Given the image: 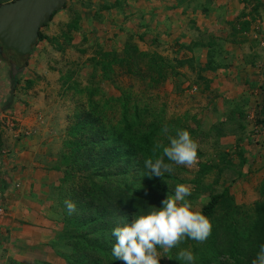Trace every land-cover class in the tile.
<instances>
[{
    "label": "rangeland",
    "instance_id": "1",
    "mask_svg": "<svg viewBox=\"0 0 264 264\" xmlns=\"http://www.w3.org/2000/svg\"><path fill=\"white\" fill-rule=\"evenodd\" d=\"M157 1L163 0L105 3L99 8L101 13H95L100 23L104 21V30L98 35L94 32L91 45L87 38L72 45V33L82 30L80 7L90 6L86 0H68L71 19L56 39L68 50L69 54H61L67 65L51 55L49 44L41 43L33 57H26V72L15 74L14 80L9 65L1 66L0 127L15 132L22 126L19 116L31 118L33 130L46 132L42 135L44 150L36 152V159L43 168H57L62 175L67 165L62 154L68 128L80 112L91 110L90 101L98 105L93 110L109 124H118L125 109L128 120L137 121L142 132L154 126L158 146L166 145L177 129L187 130L198 145L197 158L191 165H178L164 157L171 170L163 172L170 177L164 179L162 200L166 194L174 195L176 185L184 184L191 190L185 200L193 210H200L212 195L227 190L209 220L222 247L228 226L244 234L246 228L250 231L245 242L251 241L253 249L235 264H252L264 244V0H172L179 18L170 40L152 39L154 33L146 37L141 32V28L156 27L159 15L154 14V19L146 12L159 11ZM73 2L80 3L76 9ZM141 10L142 25L140 19L121 23ZM127 45L163 56L165 78L155 79L146 60L137 56L132 61L135 73L114 63L110 53L122 56ZM49 73L54 79H48ZM66 188L67 184L62 190ZM58 203L62 212L66 210L68 199L60 191ZM62 217L64 238L72 251L74 231ZM193 242L185 236L168 252L157 246L159 264H186L176 257ZM65 264H76L71 253Z\"/></svg>",
    "mask_w": 264,
    "mask_h": 264
},
{
    "label": "trees",
    "instance_id": "2",
    "mask_svg": "<svg viewBox=\"0 0 264 264\" xmlns=\"http://www.w3.org/2000/svg\"><path fill=\"white\" fill-rule=\"evenodd\" d=\"M42 40L51 41L39 30L37 42ZM110 54L112 61L124 67L128 73L136 72L132 61L137 56L142 61L146 60L147 67L156 75L155 79L165 78L166 60L157 53L141 52L135 45H127L122 56ZM2 55L0 59L5 58ZM14 55L19 59L20 66L24 67L27 56ZM10 62L16 63L15 60ZM104 64L111 67L110 63ZM88 107L92 111L80 112V117L68 128L69 139L64 144L62 157L67 165L58 191L60 194L63 192L68 202L75 207L70 211L66 205L62 215L74 231L71 237L72 262L117 264L120 261L111 252L115 243L112 229L130 222L134 215L147 213L159 206L164 197L162 193L166 191L164 179L170 176H146L144 161L149 158L154 160L162 152L156 145L154 126L142 132L137 121L128 120L125 109L118 124H109L93 110L97 109V104L90 101ZM66 184L67 190H62ZM227 192L224 190L212 195L199 211L208 219L213 217L217 206L227 197ZM253 227L255 230L256 226ZM226 229L223 247L220 241L218 244L215 227H211L204 241L194 240L189 248L195 257L193 264H226L228 261L235 264L249 254L253 246L251 241H245L250 239L246 235L250 231L246 228L245 234L238 232L236 226H228ZM258 238H262V235Z\"/></svg>",
    "mask_w": 264,
    "mask_h": 264
},
{
    "label": "crops",
    "instance_id": "3",
    "mask_svg": "<svg viewBox=\"0 0 264 264\" xmlns=\"http://www.w3.org/2000/svg\"><path fill=\"white\" fill-rule=\"evenodd\" d=\"M11 1L14 0H0V5ZM67 1L64 8L56 12L52 19L40 29V32L51 41L37 42L32 48L31 57L39 51L38 45L49 44L51 55L67 65L65 56L61 54L62 52L69 54L68 50L56 42L58 35L64 32L65 23L71 19V10L68 8ZM86 1H88L86 5L90 7L84 9L79 6L81 18L78 22L82 30L80 34L78 32L70 34L73 37L69 41L72 45L84 41V38H87L89 45L93 44L96 38L94 32L97 31L96 35H98L101 30H104L102 29L104 21L101 20L100 23L95 13H101L99 8H103L107 2H112V0ZM166 1H157L159 11L155 8L154 11L146 12L150 15L147 17L154 19V14L159 15L157 21H154L156 27H150L147 30L141 28V32H144L146 37L154 33L152 39L159 37L165 40L172 39L169 34L177 28L179 17L172 0ZM74 3L73 9H76L80 3ZM131 7L126 8L131 10ZM113 9L118 12L116 6ZM126 15L129 13L126 12ZM136 19H140L138 23L142 25V10L135 18L122 19L121 23L129 24V21ZM54 47L57 48L53 49ZM12 64L7 58L0 59V67L9 65L11 68ZM22 72L25 73L26 69L23 68L19 73ZM9 74L14 80L15 75L12 76L11 72ZM46 76L48 79H54V75L50 73ZM13 83L15 84V81ZM51 84L55 85L52 82ZM37 97L40 98V96ZM1 99H3L2 94L0 102ZM18 119L22 126L15 132L10 128L0 127V208L2 210L0 212V264H65L71 250L64 238L62 211L58 203V186L62 174L57 168H43L41 160L36 159V152L44 150L42 135L46 132L33 130L30 127L33 120L28 116H19ZM49 133L51 134V130Z\"/></svg>",
    "mask_w": 264,
    "mask_h": 264
},
{
    "label": "clouds",
    "instance_id": "4",
    "mask_svg": "<svg viewBox=\"0 0 264 264\" xmlns=\"http://www.w3.org/2000/svg\"><path fill=\"white\" fill-rule=\"evenodd\" d=\"M163 156L144 161L146 176L161 177L164 171L171 170V164L164 157L178 165H191L197 158V143L187 130L177 129L174 136L168 137L166 145H159ZM190 188L184 184L175 186L174 195L161 201L153 210L134 215L130 222L115 226L112 236V256L122 264H159L157 246L168 252L185 236L196 241H204L211 232L210 220L199 210H193L185 200ZM178 202H183L178 203ZM68 209L74 204L68 202ZM186 264H193L195 257L190 249L181 250L176 257ZM252 264H264V244L260 246Z\"/></svg>",
    "mask_w": 264,
    "mask_h": 264
},
{
    "label": "water",
    "instance_id": "5",
    "mask_svg": "<svg viewBox=\"0 0 264 264\" xmlns=\"http://www.w3.org/2000/svg\"><path fill=\"white\" fill-rule=\"evenodd\" d=\"M67 0H14L0 5V54L2 49L19 56H29L38 39L39 30L51 16L64 7ZM12 76L23 70L11 65Z\"/></svg>",
    "mask_w": 264,
    "mask_h": 264
},
{
    "label": "flooded vegetation",
    "instance_id": "6",
    "mask_svg": "<svg viewBox=\"0 0 264 264\" xmlns=\"http://www.w3.org/2000/svg\"><path fill=\"white\" fill-rule=\"evenodd\" d=\"M4 55L5 56V58H7V59H9V61L10 60H15L16 61V63H15V66H16V69L17 70H19L20 68H23L22 66H20V64L18 63V58H17V56L16 55H14V53H12V51H9V50H6V49H2V53H1V55ZM2 55V56H3Z\"/></svg>",
    "mask_w": 264,
    "mask_h": 264
},
{
    "label": "built area",
    "instance_id": "7",
    "mask_svg": "<svg viewBox=\"0 0 264 264\" xmlns=\"http://www.w3.org/2000/svg\"><path fill=\"white\" fill-rule=\"evenodd\" d=\"M2 210H1V208H0V212H1Z\"/></svg>",
    "mask_w": 264,
    "mask_h": 264
}]
</instances>
